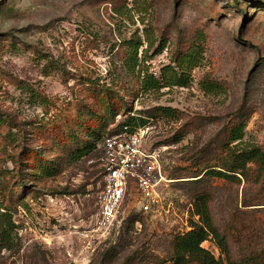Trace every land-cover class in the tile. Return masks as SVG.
<instances>
[{
	"label": "rangeland",
	"instance_id": "rangeland-1",
	"mask_svg": "<svg viewBox=\"0 0 264 264\" xmlns=\"http://www.w3.org/2000/svg\"><path fill=\"white\" fill-rule=\"evenodd\" d=\"M194 46L186 86L141 90ZM243 101L234 144L264 151V0H0V211L18 242L0 264H171L202 193L234 261L264 252V172H227L225 132ZM130 118L150 126L146 147H161L170 209L140 213L130 187L116 221L96 230L99 155L80 152ZM209 169L231 176L202 177ZM202 247L219 257L210 238Z\"/></svg>",
	"mask_w": 264,
	"mask_h": 264
},
{
	"label": "trees",
	"instance_id": "trees-1",
	"mask_svg": "<svg viewBox=\"0 0 264 264\" xmlns=\"http://www.w3.org/2000/svg\"><path fill=\"white\" fill-rule=\"evenodd\" d=\"M134 59L136 61L137 49H134ZM201 51L199 46L190 47L185 53L179 56L175 61V66L163 68L171 72L170 76L166 78L163 74L159 78L146 74L140 81L142 91L149 89L159 90L166 86H180L184 87L188 82V75L193 68L197 67L200 62ZM136 65V63H135ZM132 66V70L135 68ZM218 86L211 83H205L202 86L206 93L213 92ZM246 109V102L243 101L239 108L235 111V121L227 128L225 132V145L228 147V154L235 163L233 167L229 168L227 172L235 173L242 172L246 169V165L255 163L258 168L264 172V151L260 147H250L247 149H237V144L241 140L243 130L242 115ZM137 121H140L137 122ZM114 125V124H113ZM122 125L130 127L144 126V120H137L130 118L128 121L119 123L116 127L118 130ZM109 130L103 135L97 136V141L84 148L81 154L87 152L97 151V146L102 142L103 138L108 134ZM180 139L177 138L176 142ZM233 144V145H232ZM232 145V146H231ZM231 175L216 171L214 169L206 170L202 177L213 178H230ZM209 197L207 194L194 195V205L196 214L199 216V224H194L191 231L184 234H179L172 240V256L171 264H264V252L248 251L241 252L237 260L232 259L227 238L220 233L212 222L209 213ZM16 225L13 221L12 214L9 211H0V252L17 251L18 242H16ZM210 238L214 245L219 250V257L215 258L209 251L201 247L204 241Z\"/></svg>",
	"mask_w": 264,
	"mask_h": 264
},
{
	"label": "built area",
	"instance_id": "built-area-1",
	"mask_svg": "<svg viewBox=\"0 0 264 264\" xmlns=\"http://www.w3.org/2000/svg\"><path fill=\"white\" fill-rule=\"evenodd\" d=\"M118 124L112 125L97 146L101 188L95 227L101 231H108L116 221L130 187L137 191L140 213L161 215L170 209V205L165 209L160 192L167 184L161 165V147H146L150 126L122 125L116 130Z\"/></svg>",
	"mask_w": 264,
	"mask_h": 264
}]
</instances>
